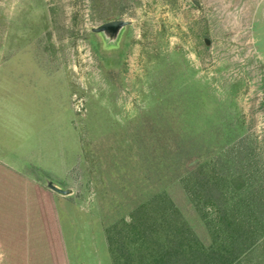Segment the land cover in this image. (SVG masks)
Here are the masks:
<instances>
[{
  "label": "rangeland",
  "instance_id": "374dc122",
  "mask_svg": "<svg viewBox=\"0 0 264 264\" xmlns=\"http://www.w3.org/2000/svg\"><path fill=\"white\" fill-rule=\"evenodd\" d=\"M168 201L205 248L264 220V0H0V264H115Z\"/></svg>",
  "mask_w": 264,
  "mask_h": 264
},
{
  "label": "trees",
  "instance_id": "16d2710c",
  "mask_svg": "<svg viewBox=\"0 0 264 264\" xmlns=\"http://www.w3.org/2000/svg\"><path fill=\"white\" fill-rule=\"evenodd\" d=\"M167 203L169 207L165 210L169 211V217L163 219L168 231L166 243L160 245L155 239L158 230L147 223L139 209L131 216L128 231L130 236L138 237L135 251L130 250L131 243H127V238L110 240L115 264H235L242 255L255 252L264 243L263 219L260 221L257 216L253 219V214L248 215L245 228L241 218L226 213L221 216V234L214 244L205 248L184 223L178 225L176 216L179 213L170 201Z\"/></svg>",
  "mask_w": 264,
  "mask_h": 264
},
{
  "label": "water",
  "instance_id": "95a60500",
  "mask_svg": "<svg viewBox=\"0 0 264 264\" xmlns=\"http://www.w3.org/2000/svg\"><path fill=\"white\" fill-rule=\"evenodd\" d=\"M194 4L195 6H199L198 2H194ZM130 25L131 22L129 21H111L97 28H93L91 31L92 33L100 35L104 40L105 44L109 47H112L116 46L119 43L124 31ZM206 43L209 45L208 41H206ZM43 179L46 183L47 188L59 195L69 196L73 192L70 189H64L61 185H59L53 180L47 179L45 177H43Z\"/></svg>",
  "mask_w": 264,
  "mask_h": 264
}]
</instances>
